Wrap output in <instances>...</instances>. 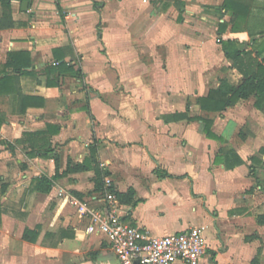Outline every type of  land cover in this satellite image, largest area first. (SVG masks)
I'll return each mask as SVG.
<instances>
[{"label": "crops", "instance_id": "obj_1", "mask_svg": "<svg viewBox=\"0 0 264 264\" xmlns=\"http://www.w3.org/2000/svg\"><path fill=\"white\" fill-rule=\"evenodd\" d=\"M8 1L15 26L0 30V70L8 54L27 53L20 89L44 105L17 114L0 95V264H119L77 213L105 206L88 164L94 142L104 188L134 192L131 205L117 199L123 222L152 236L205 226L200 264H264V107L195 104L220 80L243 79L218 43V23L230 20L223 0H24L26 11ZM225 36L250 49L246 33ZM194 118L212 121L220 139ZM31 134L50 142L56 179L52 157L30 156ZM229 150L243 162L233 170ZM68 162L88 168L66 173ZM41 177L47 193L35 190Z\"/></svg>", "mask_w": 264, "mask_h": 264}, {"label": "trees", "instance_id": "obj_2", "mask_svg": "<svg viewBox=\"0 0 264 264\" xmlns=\"http://www.w3.org/2000/svg\"><path fill=\"white\" fill-rule=\"evenodd\" d=\"M24 1V0H22ZM222 16H228L229 21L219 22L217 25L218 43L227 60L231 62V68L240 73L243 79L237 84L232 85L227 79L219 81L216 89L210 90L205 97L195 99V104L201 111L208 113H222L226 109L235 106L240 101H246L250 98L255 99L254 106L257 109L264 107V0H223L222 5L218 8ZM15 23L11 16L10 2L0 0V30L12 29ZM229 29L230 33H246L250 39V49H240V43L236 39L225 36ZM101 38V35L98 36ZM29 55L27 53H10L8 60L0 70V95H8L16 109L15 113L24 114L28 108L42 107L44 99L39 97L25 96L22 94L19 84V77L26 74L27 69L31 68ZM10 69L12 73L7 71ZM185 118L186 116H176L175 118ZM203 124V133L210 140H219L212 131V121L201 118H194ZM29 142L32 145L31 157L38 156L42 158L52 157L55 162L56 174L58 175V159L54 157L50 142L42 134L29 135ZM223 163L226 170H233L242 165V160L232 151L229 150L223 156ZM89 167L94 171L95 193L103 195L104 181L103 172L100 169L97 160V146L95 142L89 146ZM86 165H74L68 162L66 173L85 171ZM156 174L159 178H170L167 173H161L158 169ZM35 190L47 193L51 188V180L41 177L35 182ZM108 191L115 194L116 198L126 205L133 203L134 192L128 190L125 194H119L112 187ZM5 192V187H0V197ZM1 204H0V222H1ZM257 223L264 224V216L257 218ZM30 236H35L34 231H25L23 239L27 241ZM252 264H257L254 260Z\"/></svg>", "mask_w": 264, "mask_h": 264}, {"label": "built area", "instance_id": "obj_3", "mask_svg": "<svg viewBox=\"0 0 264 264\" xmlns=\"http://www.w3.org/2000/svg\"><path fill=\"white\" fill-rule=\"evenodd\" d=\"M107 188L108 182L102 195L104 207L92 210L86 204H77V213L89 218L86 233L105 239L119 264H200L206 253L205 226L152 236L122 221L114 209L118 200Z\"/></svg>", "mask_w": 264, "mask_h": 264}, {"label": "water", "instance_id": "obj_4", "mask_svg": "<svg viewBox=\"0 0 264 264\" xmlns=\"http://www.w3.org/2000/svg\"><path fill=\"white\" fill-rule=\"evenodd\" d=\"M21 8L23 11H26L28 8V1H23L21 4Z\"/></svg>", "mask_w": 264, "mask_h": 264}, {"label": "rangeland", "instance_id": "obj_5", "mask_svg": "<svg viewBox=\"0 0 264 264\" xmlns=\"http://www.w3.org/2000/svg\"><path fill=\"white\" fill-rule=\"evenodd\" d=\"M169 1H170V0H169ZM169 3H170V2H169ZM194 17H195V16H194ZM196 19L199 20V21H201L200 18H197V17H196ZM212 39H215V34H212ZM218 40H219V39H218Z\"/></svg>", "mask_w": 264, "mask_h": 264}]
</instances>
